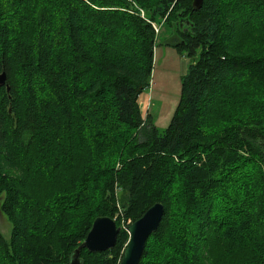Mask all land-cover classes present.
Masks as SVG:
<instances>
[{"label":"trees","instance_id":"obj_1","mask_svg":"<svg viewBox=\"0 0 264 264\" xmlns=\"http://www.w3.org/2000/svg\"><path fill=\"white\" fill-rule=\"evenodd\" d=\"M4 1L0 264H69L116 187L126 220L165 208L139 264H264V52L242 44L264 0ZM139 7L179 21L172 48L195 59L163 131L139 105L157 39ZM128 240L82 264H121Z\"/></svg>","mask_w":264,"mask_h":264},{"label":"rangeland","instance_id":"obj_2","mask_svg":"<svg viewBox=\"0 0 264 264\" xmlns=\"http://www.w3.org/2000/svg\"><path fill=\"white\" fill-rule=\"evenodd\" d=\"M6 2L7 1L3 0L4 4ZM139 9L140 15L152 23V26L157 33L151 84L150 88H148L140 97L139 105L143 116L145 117L147 115H151L154 125L160 131H163L169 126L172 117L174 116L180 99L181 78L186 74L189 64L194 58H189L186 54L179 55V53L174 48H172V46H174L178 41L176 30L179 21L176 22V20L171 19L170 15L164 17L163 19L159 18L158 20L152 21L151 19L149 20L147 11L141 7H139ZM263 33L264 30H252L246 35V38H248L246 42H242V44H244L243 46H245V49L248 53L256 49L261 54L264 52ZM258 102L264 105V101ZM258 115L259 114L255 116L258 118ZM260 118L261 116L258 119ZM253 170L254 168L251 171ZM244 173L246 174L247 172ZM120 190V188L116 187L114 191L119 211L113 217L108 218L114 220L120 230L127 231L129 225L134 222H132L130 219H124V213L121 210L123 192L121 193ZM224 204L226 203H216L214 204V207L218 208L223 206L227 209L229 206ZM1 206L2 199H0V208ZM239 211H241V208H239ZM223 215H226V213ZM0 232L7 240L11 236V222L5 215L1 213V211Z\"/></svg>","mask_w":264,"mask_h":264},{"label":"water","instance_id":"obj_3","mask_svg":"<svg viewBox=\"0 0 264 264\" xmlns=\"http://www.w3.org/2000/svg\"><path fill=\"white\" fill-rule=\"evenodd\" d=\"M203 0H193V10L198 11ZM6 83L5 74L0 75V86ZM165 208L163 204L156 203L150 207L137 221L129 225L127 232L129 240L122 254L121 264H139L148 239L157 231ZM120 229L116 222L108 217L95 219L91 230L84 242L73 252L69 264H82V250L90 253H101L112 249L117 241Z\"/></svg>","mask_w":264,"mask_h":264},{"label":"bare ground","instance_id":"obj_4","mask_svg":"<svg viewBox=\"0 0 264 264\" xmlns=\"http://www.w3.org/2000/svg\"><path fill=\"white\" fill-rule=\"evenodd\" d=\"M118 223V222H117Z\"/></svg>","mask_w":264,"mask_h":264}]
</instances>
